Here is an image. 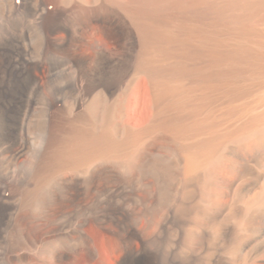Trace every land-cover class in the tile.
<instances>
[{
    "label": "rangeland",
    "instance_id": "1",
    "mask_svg": "<svg viewBox=\"0 0 264 264\" xmlns=\"http://www.w3.org/2000/svg\"><path fill=\"white\" fill-rule=\"evenodd\" d=\"M46 1L52 12L73 13L76 21L68 31L61 28L56 33L66 45L50 51L41 46V22H16L18 38L30 51L39 85L26 92L21 110L11 120L13 128L3 131L0 121V166L15 192L22 229L30 240L6 247L3 231L0 264H131L132 251L143 245L156 248L167 257V264H175L177 255L184 264L192 257L208 264L212 253L213 264H231V236L215 241L204 215L200 220L203 239L194 250L190 194L174 182L147 183L154 174L145 171L144 163L161 164L176 155L186 165L189 152L178 147L189 139L181 140L165 125L144 132L154 108L153 87L178 88L177 96L165 97L170 103L190 86L176 69L182 50L194 41L212 38L223 44L224 40H247L259 50L264 46V0H246L251 6L247 9L234 3L225 13L203 5L197 10L196 0ZM207 1L216 5L214 1L226 0ZM115 16L125 19L132 33L112 34L111 17ZM73 47L84 63L70 60ZM81 69L89 71L86 78ZM256 74L255 81H248L249 90L264 100V78ZM170 111L168 117L176 115ZM20 143L25 148L14 155L12 148ZM134 154L147 159L131 168L127 161ZM129 174L137 182V193L130 197ZM76 183L83 186L81 204L67 198L68 188ZM51 193H59L61 198L53 199ZM43 194L46 205L39 202ZM115 205L124 209L133 205L139 213L132 251L119 238H109L124 229L110 216ZM148 206L149 219L144 213ZM86 211H90L87 217ZM99 213L108 218L96 219ZM77 221L83 222L81 228L93 240L92 251L73 228Z\"/></svg>",
    "mask_w": 264,
    "mask_h": 264
},
{
    "label": "bare ground",
    "instance_id": "2",
    "mask_svg": "<svg viewBox=\"0 0 264 264\" xmlns=\"http://www.w3.org/2000/svg\"><path fill=\"white\" fill-rule=\"evenodd\" d=\"M194 2L197 10L202 9L203 5L207 9L212 7L220 13L232 8L237 2L242 9L251 7L247 6L246 0L214 1L216 5H211L213 2L207 0ZM34 19L41 22L44 30L41 46L47 51L53 47L66 45L60 42L56 33L61 28L68 31L71 23L76 21L73 13L52 12L46 0H0V121L3 131L13 128L11 120L21 110L26 92L38 89V76L30 63V51L27 46H21L16 32V22H32ZM111 22H114L112 34L132 33V28L125 19L115 16L111 17ZM255 45L256 43L254 45L247 43V40L240 42L224 40L222 44L212 38L211 41H205L203 38L194 41L188 49H183L181 55L179 54L182 60L176 72L181 78L189 80L190 86L184 87L177 100L170 103L166 102L165 97L169 94L177 96L178 88L154 86L152 97L154 108L144 132L151 133L155 128L165 125L178 138L181 137V140L189 139L188 143H180L178 147V150L189 152L190 157H187L189 159L186 165L182 158L176 155L161 164L144 163L145 171L154 174V179L147 180V183L155 181L166 185L174 182L181 186L184 193L190 194L192 199L190 202L193 204L190 212L194 220L193 237L191 236L194 250L200 245L202 238L200 220L204 215L215 241L231 236L232 244L229 249L231 264H264V100L253 96L249 90L251 83L249 85L248 82L255 81L252 77L256 73L264 78V46L262 45L259 50ZM69 55L73 63H84V59L79 58L74 47ZM106 70L102 68V71ZM102 71L97 70L96 73ZM81 75L86 78L89 71L81 69ZM168 110L176 115L168 117L166 115ZM24 148L25 144L20 143L18 147L12 148V153L19 155ZM144 159H147L145 155L139 159L134 154L126 161L132 168L138 162H144ZM232 175L236 178L233 179ZM127 177L128 195L134 196L137 193L136 179L132 174ZM117 187L116 190L119 189ZM67 194L71 201L81 199L83 186L81 183L73 184L68 188ZM51 198L59 199L61 194L51 193ZM47 200L45 194L39 197L42 205H46ZM15 202V192L10 188L0 166V237H3L4 231L6 247L25 244L30 240L22 229L23 218L18 215ZM77 202L83 203L79 200ZM136 209L133 205H128L125 209L115 205L110 214L112 220H117L124 229L114 232L109 238H119L123 246L130 251L132 239L138 236L136 226L139 213ZM148 209L149 206L144 213L149 219L147 214L149 211L146 213ZM88 212L86 211V217L89 215ZM94 217L98 220L108 218L102 213ZM222 217L223 221L219 222ZM165 219L168 220V215ZM82 223L77 221L73 228L84 246L92 251L93 240L83 227L81 228ZM132 253L134 260L131 264H167V257L153 247L143 245L141 249ZM183 257L186 260L185 256ZM214 260L212 253L208 264H213ZM175 264H184L178 255ZM188 264L203 263L192 257Z\"/></svg>",
    "mask_w": 264,
    "mask_h": 264
}]
</instances>
